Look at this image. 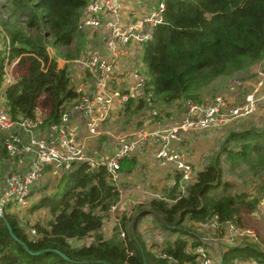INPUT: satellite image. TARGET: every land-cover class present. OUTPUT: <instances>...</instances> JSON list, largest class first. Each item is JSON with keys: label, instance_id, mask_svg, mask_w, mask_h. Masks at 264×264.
<instances>
[{"label": "trees", "instance_id": "16d2710c", "mask_svg": "<svg viewBox=\"0 0 264 264\" xmlns=\"http://www.w3.org/2000/svg\"><path fill=\"white\" fill-rule=\"evenodd\" d=\"M87 1L1 3L7 15L2 24L9 48L6 53L2 36L0 83L5 59L11 64L18 58L15 79L4 87L1 104L11 120L36 119L41 108L45 124L57 122L64 104L80 97L81 92L71 83L68 66L59 68L47 49L53 48L66 60L86 54L88 47L75 42L84 34L78 22ZM164 2V22L141 48L150 75L147 85L154 99L137 100L135 110L184 97L197 99V91L218 77L264 59V0ZM155 116L160 118L159 111ZM254 126L222 128L218 152L195 170L184 189L178 174L175 185L163 186L160 194L147 203L137 202L122 212L108 237L102 228L109 210L119 200V190L108 182L102 166L90 168L85 162L74 165L62 173L55 192L44 194L28 207L31 212L47 209L50 218L45 222L29 225L4 210L0 216V264H196L194 248L208 245L189 224L198 226L213 215H218L222 223L220 228L210 229L215 237L208 239L217 248V264H235L237 260L264 264V220L251 218L264 205V127ZM121 162V171L130 172L136 165L133 159ZM221 162L246 165L259 183L255 181L248 190L234 189L231 183L222 181ZM147 216L174 235L159 249L155 244L148 245L139 230ZM249 219H254L256 226H250ZM228 224L254 227L257 238L225 242ZM29 226L36 230L37 237L29 236ZM88 237L89 242H82Z\"/></svg>", "mask_w": 264, "mask_h": 264}, {"label": "built area", "instance_id": "2783aa9c", "mask_svg": "<svg viewBox=\"0 0 264 264\" xmlns=\"http://www.w3.org/2000/svg\"><path fill=\"white\" fill-rule=\"evenodd\" d=\"M1 3L0 35L4 36L7 53L9 39L2 24L7 15ZM164 12V0H88L78 29L93 36L92 44L88 47V54L77 61L89 74L88 91L66 102L57 122L46 124L37 118L11 120L0 106V136L9 165L0 189V216L7 209L22 219L21 212L30 206L32 191L41 186L48 167L61 176L78 163L85 162L90 168L102 166L108 182L116 186L121 161L133 157L148 138L160 140L155 151L156 161L160 165L171 163L175 172L181 173V179L189 182L195 169L178 148L180 134L221 129L256 112L264 101V59L256 70V89L242 103H235L229 96L220 94L202 101L183 98L180 99L183 100L178 111L180 116L170 126H161L162 121L157 119L156 128L152 130L138 128L133 133L116 135L109 156L95 160L87 154L85 145L70 132L73 115L86 118L87 130L94 133L97 124L105 120L115 106L124 108L131 99H154L147 85L148 78L125 64L128 59L137 60L143 44L152 40L157 26L164 22ZM17 60L10 64L5 59L2 69L4 84L14 81L12 68ZM114 208L112 206L110 210ZM221 224L218 215H213L199 222L198 226L217 229ZM227 228L232 234L257 238L254 229L233 224H228ZM29 236L37 237L33 227L29 228ZM194 252L196 264H216L203 246L195 247Z\"/></svg>", "mask_w": 264, "mask_h": 264}, {"label": "rangeland", "instance_id": "374dc122", "mask_svg": "<svg viewBox=\"0 0 264 264\" xmlns=\"http://www.w3.org/2000/svg\"><path fill=\"white\" fill-rule=\"evenodd\" d=\"M2 0H0V3ZM6 13V12H5ZM92 38L93 36L89 33H84L83 36L79 37L78 42H75L77 44H84V46H91L92 44ZM2 40V36L0 35V41ZM75 45V46H76ZM74 46V48H75ZM73 48V50H74ZM88 54V48L86 51V54L83 55V53L77 57L74 58V61L83 59L86 55ZM57 55V54H56ZM58 57L65 59L61 55H57ZM138 60H131L128 59L126 62V66L131 68V69H143V74L148 78L150 75L148 73V69L145 66V63L142 61V52H139L137 54ZM260 62H258L255 65H251L246 69L238 70L236 72H233L231 74L225 75L218 77L214 81H212L210 84L202 87L200 90L197 91V93L194 96H197V99L202 101L205 99H208L210 97H213L217 94L224 95V96H229L235 103H242L243 100L252 93L256 89V84L258 82V75L256 74V70L258 68ZM68 70H71V83L74 87H77L80 84V76H77L78 72L80 71L79 65L76 63L72 62H67ZM141 72V73H142ZM148 73V74H147ZM82 76V75H81ZM82 80V79H81ZM184 99H187L184 97ZM183 101V100H179ZM179 102L178 106H172L168 107V114H174L177 113L183 106ZM161 107H163L162 110H164V113H161L163 117H166L167 113L165 111V108L162 104L155 105L154 107H148L146 111H144V115L151 114L152 112L156 113L160 111ZM38 111V117L40 120L44 119L43 114L44 111L41 108L37 109ZM133 115V114H132ZM42 116V117H41ZM130 114L120 116L117 118L116 114L111 115L108 127L112 130V132H119L120 128L125 126V124L128 123V128L133 127L136 128L138 124L136 121H134L137 117H132ZM151 117V115H150ZM128 119H130L128 121ZM142 122L139 123L141 125ZM231 128L234 129H242L245 126L249 125H255L254 127H257L258 129H261L264 127V106L263 105H258V108L254 114H251L250 116L246 117L245 119L238 121V122H232L229 124ZM251 127V126H250ZM227 128L225 129V131ZM201 133V132H200ZM1 136H0V141H1ZM206 138L205 143H209V149H205L204 153L199 152L196 150V148H191L190 142L186 139L181 142L180 146H182L184 149L187 148V158L191 160V162L194 164H200L204 166L207 163V160L209 157L213 156L216 152L219 150V146L221 144V137L218 135V132H215L214 136H211L207 134L206 132H202L201 137L198 139L199 141L204 140ZM203 149V148H202ZM199 152V153H198ZM198 153V154H197ZM0 155H3V151L0 148ZM195 156V159L193 158ZM228 163H220V166L222 168L223 174H222V181H228L231 183V185L234 187V189L238 190H248L250 187L255 186V181L256 183H259L258 178L256 176L252 177V173L250 170L247 168L246 165L242 163H233V164H228ZM199 166V165H198ZM146 169H142L137 171L136 174L133 176V180L130 182L123 178L122 183L119 185V189L122 190L121 192V202L117 205V209L114 211V213L109 214L108 218H106L105 223L102 228V232H105L107 236H110L108 234L109 231L113 232V226L117 221L119 220L120 215L122 212H126L131 208L133 204H136L137 202H144L147 203L150 199L154 198L155 196L160 194V190L163 186L168 185L169 180L165 178L167 176L164 172L163 174L161 173V170H158L156 172H151L153 171L151 166V171L148 170V165L145 163ZM0 170H3V164L0 159ZM262 178L264 180V170L261 173ZM54 178L51 179H45L43 186L38 190V195L35 199H33L34 203L38 199H40L44 194H51L55 192L57 188V183L58 177L57 175H53ZM182 180V188L184 189V184H188L186 180ZM181 185V184H180ZM126 200H129L126 201ZM264 200V199H263ZM264 202V201H263ZM30 209L27 208L26 210L24 209L23 212H21V220L24 222H29V225L32 224V222H45L50 218V215L48 213L47 209H39L34 212L29 211ZM26 213V214H25ZM25 214V216H24ZM251 218H261V220H264V205L261 204L260 210L254 214V217ZM250 226H256V223L254 219H249ZM189 226L193 227V230L196 231L200 236L204 237L206 240L204 241L207 243V249L206 251L209 252L210 256L213 257V259L217 262L219 260V254L217 252V248L214 243L208 241V239H213L215 237L214 233L208 229L201 227L199 228L198 226H194L192 224H189ZM260 229L262 230L263 224H259ZM31 228V226H29ZM249 228V226H248ZM254 228V227H251ZM139 230L142 233L144 239L146 240L147 244H155L158 246L157 249H159L160 245L164 242L165 239L168 237L173 238L174 235L168 233L164 229L160 228L158 224H156L151 217L147 216L141 221V224L139 226ZM104 234V233H103ZM235 239L237 240H242L238 239L236 237ZM91 239L88 237L84 239L82 242H89ZM235 241V240H234ZM80 242H76L75 244H81ZM210 248V249H209Z\"/></svg>", "mask_w": 264, "mask_h": 264}, {"label": "crops", "instance_id": "0c3cea01", "mask_svg": "<svg viewBox=\"0 0 264 264\" xmlns=\"http://www.w3.org/2000/svg\"><path fill=\"white\" fill-rule=\"evenodd\" d=\"M48 53L50 56L56 58L57 66L59 68L66 66L67 62H72L75 64L77 63L79 65V63L77 62L78 60L77 61H74V59L66 60V59H62V58L58 57L55 54L53 48H51V47H48ZM138 59L139 58H137V60ZM14 66H15V64H14ZM14 66L12 68V72H13V77L15 79ZM79 67L81 69L78 72L77 76H80V78H79L80 84L76 87V90L80 91L81 95H83L84 93H86L88 91L90 81H89V74L84 69H82V67L80 65H79ZM138 70L141 72L143 71V69H141V70L138 69ZM70 71L71 70H68V74L71 73ZM5 86H6V84H4L3 81H1V83H0V106H1L2 102L4 101L3 90H4ZM179 102H180L179 100H176L170 104H164L163 106H164L165 111L167 113L166 117H163L161 115V113H164V110H162L163 107H161V109L159 111L160 118H156L154 112H152L151 114L149 113L147 115H144L145 114L144 111L148 110L147 109L148 106L146 104L141 109L135 110V105L137 102H136V100L131 99L129 104L124 108H120L118 106H115L109 112L107 118L97 124V126L95 127L94 133H90L87 130V128L85 126L86 118H84L83 116H81L79 114H75V115H73V117L69 123L70 124V132L74 135V138L76 140H79L80 142H82L85 145L86 152L91 158H93L95 160H101V159H103V158H105L111 154L112 148H113L114 137L118 134L133 133L138 128L145 129L146 131L152 130V129L156 128L155 120H157V119H160L162 121L161 126H163V127L170 126L173 122H175V120H177L179 118L181 112L174 113V114H168L167 108L170 106H173L175 104H178ZM260 105L264 106V101ZM113 114H116L117 118H119L120 116H123V115H127V114H130V116H132V117H137L134 121H136L138 126L136 128H134L135 126L128 128L127 127L128 123H127V124H125V126L120 128L119 132H112V130L108 127V124H109L110 117ZM150 115H151V117H150ZM130 116H129V118H130ZM36 118L40 120V118L38 116ZM129 120L130 119H128V121ZM41 121H43V120H41ZM140 122H142L141 125H139ZM222 131H223V129L221 128V129H216V130L201 131V133L200 132H184V133H181L180 134V140L177 142L178 148L183 154L187 155V148H189V147L184 149L182 146H180L181 142H183V140L186 139L187 142L188 141L190 142L191 148H196V150H198L199 152L204 153L205 149H209V143H205L206 138H204V140H201V141L198 140L201 137L202 132H206L207 134L214 136L215 132H218V135H221ZM159 145H160V140L157 138H148L147 140L143 141L140 144L139 151L133 157L123 160V161H126V160L129 161V160L133 159L135 161L136 165L133 168V170L130 172L121 171V164H120L119 177H118V181L116 183V187L119 190V200L114 205V207H115L114 210H112V211L109 210V214L114 213V211L117 209V205L121 202L120 197H121L122 190L119 189V185L122 183L123 178L126 180V177H124V175L127 176V180H129L131 182L133 180V176L136 174V172L141 170L140 167H142V169H146L145 163L148 165L149 171H151V166H153L152 167L153 171H151V172H156L158 170H161L162 174H163V172H164V174L167 173L166 174L167 176H165V178H167L169 180V183H167V184L170 186L175 185V183L177 182V179L175 176L179 174V183L182 185L181 173L175 172V169L173 168V165L171 163L166 164V165H160L156 161L155 151L157 150ZM0 148L3 151V155H0V159H1L2 164H3V170H0V189H1L2 188L1 185H2V182L4 179V175H5V172L8 170L9 165H8L7 161L5 160L6 153H5V150H4L3 145H2V140L0 141ZM186 158H187V156H186ZM193 158L195 159V156H193ZM187 160L189 161V163L193 166V168L196 171L201 169L202 165H200L199 163L196 165L195 163L193 164L192 163L193 161L191 162V160H189L188 158H187ZM16 168H17V166H16ZM47 169H48V171H47L45 179H47V178L51 179V178H54L53 175H57V176L59 175V173L53 172L52 170H50L49 167ZM58 177H60V176H58ZM43 184H44V181L42 182L40 187H38L37 189L32 191V195L30 197L31 204L33 202V199H35L37 197L38 190L43 186ZM24 216H25V214H24ZM243 229H247V228H243ZM250 229H252V228H250ZM211 230H215V229H211ZM226 230H227L226 233L223 235V240L225 242L230 243V244L241 241V240L235 239L236 237H238V239L248 237V236L242 235V234H240V235L232 234V232H230L228 228ZM103 233H104L105 237H108L105 234V232H103ZM108 234L109 235L112 234V231H109ZM217 262H216V264H217ZM235 264H260V263H258L256 260H251V261L237 260V261H235Z\"/></svg>", "mask_w": 264, "mask_h": 264}, {"label": "water", "instance_id": "95a60500", "mask_svg": "<svg viewBox=\"0 0 264 264\" xmlns=\"http://www.w3.org/2000/svg\"><path fill=\"white\" fill-rule=\"evenodd\" d=\"M6 225H7V227L9 228V224L7 223Z\"/></svg>", "mask_w": 264, "mask_h": 264}]
</instances>
